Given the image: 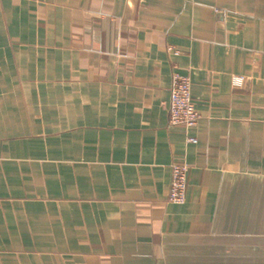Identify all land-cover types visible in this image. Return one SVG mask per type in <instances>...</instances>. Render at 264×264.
Masks as SVG:
<instances>
[{
	"label": "crops",
	"instance_id": "0c3cea01",
	"mask_svg": "<svg viewBox=\"0 0 264 264\" xmlns=\"http://www.w3.org/2000/svg\"><path fill=\"white\" fill-rule=\"evenodd\" d=\"M0 264H264V0H0Z\"/></svg>",
	"mask_w": 264,
	"mask_h": 264
},
{
	"label": "built area",
	"instance_id": "2783aa9c",
	"mask_svg": "<svg viewBox=\"0 0 264 264\" xmlns=\"http://www.w3.org/2000/svg\"><path fill=\"white\" fill-rule=\"evenodd\" d=\"M242 81V78L235 79V84L240 85ZM168 115L170 126H181L186 130L196 127L200 116L191 96V80L188 76L173 75ZM196 142L195 138L188 137V143ZM171 172L168 202L173 205H183L186 202L189 165L184 160L174 162L171 165Z\"/></svg>",
	"mask_w": 264,
	"mask_h": 264
}]
</instances>
